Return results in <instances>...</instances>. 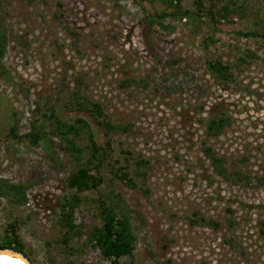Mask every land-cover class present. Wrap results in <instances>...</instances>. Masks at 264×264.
I'll return each mask as SVG.
<instances>
[{"label": "rangeland", "instance_id": "1", "mask_svg": "<svg viewBox=\"0 0 264 264\" xmlns=\"http://www.w3.org/2000/svg\"><path fill=\"white\" fill-rule=\"evenodd\" d=\"M200 3L0 0V184L24 194L0 195V245L15 222L32 264H110L87 241L106 206L135 235L116 264H264V0ZM77 92L103 116L78 107ZM57 120L80 126L67 138L81 151L54 133ZM88 133L100 183L75 191Z\"/></svg>", "mask_w": 264, "mask_h": 264}, {"label": "trees", "instance_id": "2", "mask_svg": "<svg viewBox=\"0 0 264 264\" xmlns=\"http://www.w3.org/2000/svg\"><path fill=\"white\" fill-rule=\"evenodd\" d=\"M171 1L172 0H170V2ZM195 4L198 6L197 12H199L200 8L202 7L200 0H195ZM175 14H179L181 18H190L192 16V13L188 10L176 12ZM163 16L164 14H162L161 17ZM5 51V36L0 31V58L5 54ZM208 68L212 73L223 80L229 78L228 67L218 60L209 61ZM78 92L74 94L75 103L78 107L88 110L96 117L103 116V112L99 103L80 99L81 97ZM76 122L81 126L87 127L86 122L80 118L77 119ZM101 123L109 130L115 128L108 120H101ZM225 125L226 117L224 115L211 116L207 123V131L213 135H216L221 132ZM10 131L12 135H15L16 129L14 126H11ZM79 132L80 126L78 125L75 126L74 124L62 123L59 120L56 121L54 133L66 139L67 142L70 143L69 149L72 151L79 152L81 150L77 148L75 143L71 139L67 138V136L72 134L74 137V135H78ZM26 136L29 137L32 143H37L39 141V134L36 129L34 132L28 133ZM88 140L90 142L88 148H90L91 160H88L85 165L79 167L68 178V186L73 188L75 191L92 189L97 187L100 183V178L93 176L92 170H99V163H101V148L95 143L92 133H88ZM215 163L217 164V170L222 173V166L219 165L220 162L215 159ZM127 177V172H123L121 176H119L121 180H128V184L133 185L131 180ZM8 192H13L14 200L17 203H22L24 201V194L19 191L17 186L4 183L0 184V195L7 194ZM101 211L103 213V222L100 226L94 227L92 229V231L87 236V241L97 248L105 259H110V264H116L121 257L132 254L135 246V235L131 230L130 221L127 216L118 217L113 210L107 208L106 206H102ZM63 216L66 217L67 214H63ZM73 228L74 227L72 223H68V231H72ZM8 231L10 234L4 236V244L0 245V248L11 247L17 251L23 252L22 243L18 239V234L16 233L15 222L9 225ZM76 233V235H80L81 231L78 230ZM72 235L74 236V234Z\"/></svg>", "mask_w": 264, "mask_h": 264}, {"label": "bare ground", "instance_id": "3", "mask_svg": "<svg viewBox=\"0 0 264 264\" xmlns=\"http://www.w3.org/2000/svg\"><path fill=\"white\" fill-rule=\"evenodd\" d=\"M0 264H26L21 258L12 254L0 253Z\"/></svg>", "mask_w": 264, "mask_h": 264}, {"label": "water", "instance_id": "4", "mask_svg": "<svg viewBox=\"0 0 264 264\" xmlns=\"http://www.w3.org/2000/svg\"><path fill=\"white\" fill-rule=\"evenodd\" d=\"M0 253L12 254L18 258H21L26 264H32L30 259L23 252L17 251L13 248H0Z\"/></svg>", "mask_w": 264, "mask_h": 264}]
</instances>
